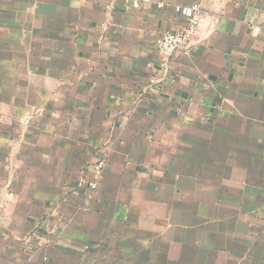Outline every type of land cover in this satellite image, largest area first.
I'll return each mask as SVG.
<instances>
[{
    "label": "crops",
    "instance_id": "crops-1",
    "mask_svg": "<svg viewBox=\"0 0 264 264\" xmlns=\"http://www.w3.org/2000/svg\"><path fill=\"white\" fill-rule=\"evenodd\" d=\"M133 1L0 0V264H264V0Z\"/></svg>",
    "mask_w": 264,
    "mask_h": 264
},
{
    "label": "built area",
    "instance_id": "built-area-1",
    "mask_svg": "<svg viewBox=\"0 0 264 264\" xmlns=\"http://www.w3.org/2000/svg\"><path fill=\"white\" fill-rule=\"evenodd\" d=\"M148 1L149 0L133 1L131 7L138 9L141 3ZM175 12L186 20V24L178 30L163 32L155 40V48L163 60L173 56L179 50H184V53L187 54L189 42L201 31L204 22V15L200 4L176 7ZM148 82L147 88H150L155 85L156 79L150 78ZM104 167L105 160L101 159L90 171L85 181V187L90 193H93L97 189Z\"/></svg>",
    "mask_w": 264,
    "mask_h": 264
}]
</instances>
